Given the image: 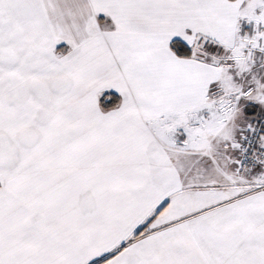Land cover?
<instances>
[{
  "label": "snow or ice",
  "instance_id": "1",
  "mask_svg": "<svg viewBox=\"0 0 264 264\" xmlns=\"http://www.w3.org/2000/svg\"><path fill=\"white\" fill-rule=\"evenodd\" d=\"M0 264H264V0H0Z\"/></svg>",
  "mask_w": 264,
  "mask_h": 264
}]
</instances>
